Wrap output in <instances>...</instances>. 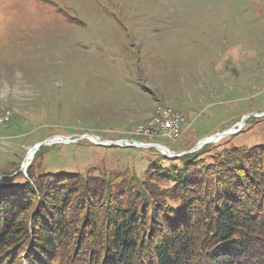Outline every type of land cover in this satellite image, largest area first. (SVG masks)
<instances>
[{
	"label": "rangeland",
	"instance_id": "rangeland-1",
	"mask_svg": "<svg viewBox=\"0 0 264 264\" xmlns=\"http://www.w3.org/2000/svg\"><path fill=\"white\" fill-rule=\"evenodd\" d=\"M159 106L185 116L179 139L152 140L175 153L264 111V0H0V108L13 113L0 168L51 136L140 141ZM233 135L264 141V116ZM154 149L56 143L42 169L140 167Z\"/></svg>",
	"mask_w": 264,
	"mask_h": 264
},
{
	"label": "trees",
	"instance_id": "trees-1",
	"mask_svg": "<svg viewBox=\"0 0 264 264\" xmlns=\"http://www.w3.org/2000/svg\"><path fill=\"white\" fill-rule=\"evenodd\" d=\"M234 136L99 174L46 171L42 146L25 176L21 153L0 168V264H264V141Z\"/></svg>",
	"mask_w": 264,
	"mask_h": 264
},
{
	"label": "water",
	"instance_id": "water-1",
	"mask_svg": "<svg viewBox=\"0 0 264 264\" xmlns=\"http://www.w3.org/2000/svg\"><path fill=\"white\" fill-rule=\"evenodd\" d=\"M250 116H253V117H262V116H264V111H262V112H255V113H250V114L244 115L242 117V119L240 120V126L234 132H231V131H228V130H225V131H222V132H216L213 135H211L209 137H205V138L201 139L200 141H198L196 143V145L193 148H191L190 150L181 151V152H178V153H175V152L171 151L170 149L166 148L165 146H161V145H157V144H149V145H147V144H145V143H143L141 141H138V140H129V141L132 143L131 146H133V147H137V148L153 147L158 152H160L161 154H163L165 157H167L169 159L178 158V157H180V156H182L184 154L194 152V151L200 149L204 145L213 143L216 140L218 141L221 138H224L226 136H229V135H233V134L238 133L241 130L244 121L247 118H249ZM55 137L56 136H51V137H49V138H47L45 140H42V141H39V142L35 143L33 146H31L27 150L26 155L23 158V161H22V163L20 165L19 171H21L25 176H27L26 168L30 164V161H31V160L29 162L27 161V159H28V152L32 149L33 150V154H35L36 151H38L40 147L54 144L55 141H57V139ZM59 137H60V139L58 141H60V143H75V142H78L80 140L87 139L90 142H92V143H94L96 145H100V146L116 145V146L123 147L124 146L123 145V142L126 141L125 139L101 140L99 138V136L96 135V134H83V135L79 136L76 139H70V138L64 137V136H59ZM90 137H93V138L90 139ZM33 156H32V158H33Z\"/></svg>",
	"mask_w": 264,
	"mask_h": 264
},
{
	"label": "built area",
	"instance_id": "built-area-1",
	"mask_svg": "<svg viewBox=\"0 0 264 264\" xmlns=\"http://www.w3.org/2000/svg\"><path fill=\"white\" fill-rule=\"evenodd\" d=\"M2 108H0V112H2ZM159 114L162 116V123L146 122L144 127L134 129V133L141 136V142L147 145L154 144L152 140L155 139V134L165 135L166 139L171 140H177L181 137L185 125L184 114L175 113V110H162V107L159 109ZM8 120H10V116H6L5 121ZM131 144L128 140L123 142L124 146H131Z\"/></svg>",
	"mask_w": 264,
	"mask_h": 264
},
{
	"label": "bare ground",
	"instance_id": "bare-ground-1",
	"mask_svg": "<svg viewBox=\"0 0 264 264\" xmlns=\"http://www.w3.org/2000/svg\"><path fill=\"white\" fill-rule=\"evenodd\" d=\"M160 107H162V110H175V109H173V108H171V107H168V106H159V107H157L156 108V110H155V115H153L147 122H154V123H162V116L159 114V109H160ZM175 113H182V112H180V111H177V110H175ZM12 111L9 109V108H2V112H0V124H2V123H4V122H6L5 121V119H6V116H10V118H12L11 116H12ZM146 125V122L144 123V124H140V125H138L137 127H135V128H140V127H144ZM239 125H240V123H239ZM236 130V128L235 127H232V128H230V129H228V131H231V132H234ZM159 137H163V138H165V135H162V134H155V138L157 139V138H159ZM56 139H57V141H55V143L54 144H56V143H60V141H58L59 139H60V137L59 136H56L55 137ZM93 137H90V139H92ZM217 141V140H216ZM156 142V141H155ZM215 142V141H214ZM34 154H33V150L31 149L29 152H28V159H27V161L29 162L30 160H32L33 158H32V156H33ZM34 157V156H33ZM32 158V159H31Z\"/></svg>",
	"mask_w": 264,
	"mask_h": 264
}]
</instances>
